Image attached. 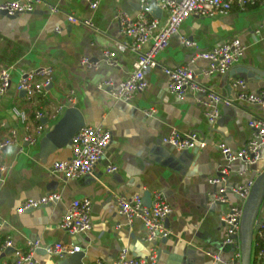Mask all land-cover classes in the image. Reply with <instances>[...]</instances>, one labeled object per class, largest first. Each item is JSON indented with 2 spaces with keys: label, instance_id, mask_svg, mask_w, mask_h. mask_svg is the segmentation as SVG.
<instances>
[{
  "label": "crops",
  "instance_id": "0c3cea01",
  "mask_svg": "<svg viewBox=\"0 0 264 264\" xmlns=\"http://www.w3.org/2000/svg\"><path fill=\"white\" fill-rule=\"evenodd\" d=\"M42 1L32 12L15 17L0 11V68H10L12 76L11 88L0 98V139L15 129L20 138L0 150V165L4 167L0 173V245L10 236L17 248L28 252L27 242L39 241L36 264H114L125 247L137 258H148L155 248V264H207L206 251L229 255L222 243L221 216L226 206L211 203L208 194L222 186L231 193L234 185L246 181L240 174L245 167L236 161L226 182L216 185L209 179L219 174L224 161L219 145L244 147L252 137L250 119L264 118V108L240 99L239 91L232 87L233 81L241 78L246 81L247 92L264 88V5L246 9L235 5L228 14L188 17L171 37L168 48L158 55V66L147 72L146 90L131 100H117L111 96L112 86L102 84L110 79L115 87L128 78L137 55L119 47L128 45L130 38L121 32L115 13L121 10L136 17L142 10L141 0H98L96 9L86 0ZM146 1L156 3L160 11V16L155 14L157 10L149 12L150 18H167V11L159 5L161 0ZM71 14L90 18L93 26L70 22ZM181 36L195 41L196 46L184 45ZM233 39H240L245 46L241 60L225 74H202L210 61L197 58V53ZM105 51L117 53V66L106 62ZM84 57L93 64L98 62V66L83 64ZM180 66L193 69L207 90L233 100L232 105L221 104V116L215 122L209 121L201 103L204 93L190 91L184 99H178L170 92L169 77L163 69ZM42 67L54 70L53 83L45 94L30 97L17 88L25 71ZM69 94L76 97L75 103L52 118ZM150 109H154L153 114ZM21 111L27 114V122L19 118L17 112ZM37 111L44 114L39 120L34 119ZM26 124L28 129L24 128ZM38 124L44 129L37 141H22L25 133L33 132ZM85 125H102L110 130L111 143L92 174L63 179L54 174L53 164L71 157V144L63 143L70 132L78 129L76 134ZM173 130L182 135L195 134L204 145L176 151L162 142ZM111 165L117 170L110 172ZM155 190L163 193L173 212L166 220L171 234L151 244L143 240L144 228L139 220L127 224L117 196L138 193L148 202L147 191ZM51 191L60 192L61 201L18 211L25 199ZM230 196L238 200L236 195ZM83 198L92 201L93 228L88 233L65 231L60 223L66 207L72 200ZM257 221H264V203ZM56 242L78 245L81 251L66 257L47 253L44 246ZM12 253L13 249L3 254L0 264H14Z\"/></svg>",
  "mask_w": 264,
  "mask_h": 264
},
{
  "label": "built area",
  "instance_id": "2783aa9c",
  "mask_svg": "<svg viewBox=\"0 0 264 264\" xmlns=\"http://www.w3.org/2000/svg\"><path fill=\"white\" fill-rule=\"evenodd\" d=\"M72 1V0H71ZM92 9L99 5L98 0H86ZM42 0H9L0 1V11H7L9 15L32 12L36 5ZM262 4L264 0H161L159 5L166 10L168 16L165 20L149 17V3L141 0L142 10L136 17L130 16L125 11H117L115 18L119 23L121 32L130 38L128 45H121L122 49H131L137 55L133 63V71L128 78L121 81L118 86L113 87L112 81L108 79L102 85L112 86L111 96L117 100H131L139 92L146 90L148 81L146 74L151 69L158 66V55L165 51L171 37L177 34L190 16L213 17L220 14H228L232 8L237 5L240 9H246L250 5ZM52 10L57 8L52 6ZM72 23H80L87 26H93L90 18L80 19L71 14L68 17ZM60 32L61 28L57 27ZM181 41L186 46H196V42L186 36H181ZM120 45V44H119ZM245 46L240 39H233L225 44L209 51H199L197 58H204L210 61V66L202 71L205 76L225 74L234 67L242 58ZM106 62L111 66L118 65L117 53L115 51H105ZM83 64L95 66L90 58L84 57ZM93 64V65H92ZM98 66V65H97ZM163 71L169 77V90L178 99H184L188 92H202L204 97L201 103L206 109V116L211 122H215L220 116V106L225 103L232 105L233 100L223 98L219 93L213 90H207L199 82V76L189 66H180L176 68L166 67ZM11 69L0 68V98L3 97L11 88L12 83ZM54 70L52 67H42L25 71L17 83L19 90L25 91L30 97L38 94H45L47 87L53 83ZM232 87L238 92L237 97L246 100L252 104L264 108V88L257 92H247L246 81L244 79H235ZM240 89V90H239ZM76 101L73 94H69L64 104L60 105L52 118H57L60 111H63L66 105H72ZM154 109L149 113L153 114ZM22 122H27L28 116L25 112H17ZM42 111L35 113L34 119L39 120L43 116ZM249 127L252 130V137L246 145L237 151L226 143L219 145L224 161L220 165L219 174L209 179L212 184L226 182L228 176L233 170V164L236 161L244 163L245 168L240 171L242 176H246L252 171L262 157V148L264 146V118L255 116L250 119ZM28 129L27 124L24 127ZM43 125L38 124L33 132H27L22 141L35 143L37 138L43 132ZM112 134L110 130L102 125L83 126L78 133L72 137L71 157L55 161L53 172L63 179H75L92 174L97 162L104 156L105 151L111 143ZM20 141L19 130L15 129L12 133L0 139V150L10 147ZM162 142L172 147L176 151H185L196 148L198 144L204 145L203 141L195 134L182 135L177 130H173L162 138ZM4 167L0 165V173ZM116 166H110L109 171H116ZM257 177V176H256ZM255 178H249L246 182L236 184L232 187L231 193L236 195L238 200L233 201L230 192L226 186L211 191L209 201L211 203H221L226 206L225 212L221 216L223 224V247L229 249V255L223 252L206 251V255L211 261L210 264H241V220L244 213V207L251 194ZM230 193V194H229ZM62 194L58 191H51L38 198L25 199L18 208L19 212H25L30 209L39 208L46 204L57 203L61 201ZM119 211L128 219L127 224L132 225L134 221L139 220L144 228L143 240L154 244L156 241L167 238L171 230L166 227V220L173 212V208L160 191L151 193V204L147 205L143 201L142 194H134L131 197L117 196ZM92 201L89 198L74 199L66 207L62 215L60 227L70 233H88L93 228L91 219ZM258 220V219H257ZM259 229L255 231L253 242V258L256 257L255 264H264V221H257ZM2 223L0 222V236L2 235ZM29 251L24 252L15 246L14 240L6 236L0 245V257L13 249L14 264H36L35 250L41 247L39 241L27 242ZM49 254L66 257L73 253L81 251L78 245H65L56 242L44 246ZM256 250L255 254L254 251ZM157 261V250L152 249L148 258H137L131 255L130 249L125 247L120 252L117 261L114 264H155ZM97 264H110L104 261H98Z\"/></svg>",
  "mask_w": 264,
  "mask_h": 264
},
{
  "label": "water",
  "instance_id": "95a60500",
  "mask_svg": "<svg viewBox=\"0 0 264 264\" xmlns=\"http://www.w3.org/2000/svg\"><path fill=\"white\" fill-rule=\"evenodd\" d=\"M156 3L149 5V12L157 10ZM3 14L10 17H15V15H9L7 11H1ZM157 16H160V11L157 10L155 13ZM264 78V74H263ZM80 127V126H79ZM78 127V128H79ZM78 129H74L70 132L67 141L63 143V146L68 143L71 144L72 137ZM55 150V149H54ZM148 202L144 201L145 204H151V192L147 191ZM264 203V170L256 177L254 185L251 190V194L246 201L244 207V213L241 220V250H242V259L241 264H252L253 258V242L255 239V231L258 227L256 224L258 216L260 214L261 207Z\"/></svg>",
  "mask_w": 264,
  "mask_h": 264
},
{
  "label": "rangeland",
  "instance_id": "374dc122",
  "mask_svg": "<svg viewBox=\"0 0 264 264\" xmlns=\"http://www.w3.org/2000/svg\"><path fill=\"white\" fill-rule=\"evenodd\" d=\"M264 116V115H263ZM240 149V148H239ZM238 149H234V151H237ZM243 167H245L244 163L241 165ZM264 168V146L262 148V157L260 158L258 164L254 167V169L252 171H249L246 175V181L247 179L250 178H254L257 176L258 172L260 170H262ZM245 181V182H246ZM211 261L209 260V262H207V264H210Z\"/></svg>",
  "mask_w": 264,
  "mask_h": 264
},
{
  "label": "trees",
  "instance_id": "16d2710c",
  "mask_svg": "<svg viewBox=\"0 0 264 264\" xmlns=\"http://www.w3.org/2000/svg\"><path fill=\"white\" fill-rule=\"evenodd\" d=\"M261 245L264 247V244L263 243ZM255 252H256V250L254 251V254H255ZM255 261H256V257L254 256L253 264H255Z\"/></svg>",
  "mask_w": 264,
  "mask_h": 264
}]
</instances>
